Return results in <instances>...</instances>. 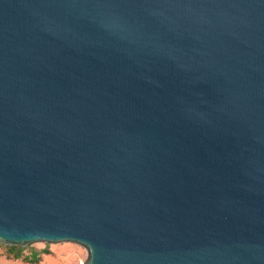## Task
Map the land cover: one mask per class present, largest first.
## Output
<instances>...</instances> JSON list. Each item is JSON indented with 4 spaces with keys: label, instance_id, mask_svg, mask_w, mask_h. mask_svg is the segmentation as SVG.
Listing matches in <instances>:
<instances>
[{
    "label": "water",
    "instance_id": "obj_1",
    "mask_svg": "<svg viewBox=\"0 0 264 264\" xmlns=\"http://www.w3.org/2000/svg\"><path fill=\"white\" fill-rule=\"evenodd\" d=\"M85 264H264V0H0V245Z\"/></svg>",
    "mask_w": 264,
    "mask_h": 264
},
{
    "label": "rangeland",
    "instance_id": "obj_2",
    "mask_svg": "<svg viewBox=\"0 0 264 264\" xmlns=\"http://www.w3.org/2000/svg\"><path fill=\"white\" fill-rule=\"evenodd\" d=\"M10 247L0 245V264H27L22 259L41 258L39 264H85L88 260L87 250L77 244H34L28 248H18L22 259H14ZM48 251L49 254L45 252ZM11 258V259H10Z\"/></svg>",
    "mask_w": 264,
    "mask_h": 264
},
{
    "label": "trees",
    "instance_id": "obj_3",
    "mask_svg": "<svg viewBox=\"0 0 264 264\" xmlns=\"http://www.w3.org/2000/svg\"><path fill=\"white\" fill-rule=\"evenodd\" d=\"M9 250H10V253L13 254L14 259H17V260L22 259L20 253L18 252V248L12 247ZM45 253L49 254L48 251H46ZM22 260L27 264H39L41 262V258L29 259L25 257Z\"/></svg>",
    "mask_w": 264,
    "mask_h": 264
}]
</instances>
